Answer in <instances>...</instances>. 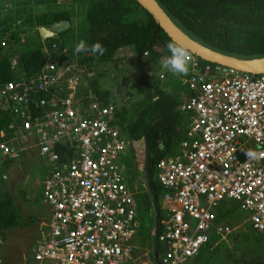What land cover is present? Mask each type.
Returning a JSON list of instances; mask_svg holds the SVG:
<instances>
[{
    "label": "built area",
    "instance_id": "built-area-1",
    "mask_svg": "<svg viewBox=\"0 0 264 264\" xmlns=\"http://www.w3.org/2000/svg\"><path fill=\"white\" fill-rule=\"evenodd\" d=\"M188 53L192 94L181 110L188 114L191 143L157 164L166 204L159 219L163 230L155 234L164 248L160 264L196 256L211 232L225 238L232 227L214 223L215 208L224 200L237 202L252 227L264 232V73L216 67L223 75L217 79L209 65L200 69L197 57ZM66 70L46 62L33 79L0 88L3 103L47 163L42 200L52 208L49 234L23 264H136L130 240L138 213L117 164L126 143L112 124L114 107L93 98L82 105L80 77ZM63 78L68 91L60 95L54 87ZM32 109L45 112L33 117ZM62 142L74 145L76 156L56 164L55 147ZM0 150L18 156L5 142ZM249 150L257 153L255 159L245 156Z\"/></svg>",
    "mask_w": 264,
    "mask_h": 264
},
{
    "label": "trees",
    "instance_id": "trees-1",
    "mask_svg": "<svg viewBox=\"0 0 264 264\" xmlns=\"http://www.w3.org/2000/svg\"><path fill=\"white\" fill-rule=\"evenodd\" d=\"M156 1L182 31L201 44L240 58L264 57V0ZM61 21L70 22V28L60 30L53 37H41L39 27L49 28ZM66 37L68 43L64 42ZM80 40L89 46L99 42L106 51L103 55L91 51L77 54L74 48ZM169 43L173 42L135 0H0V88L11 81L33 79L44 68L47 57L44 49L57 44L48 59L59 68L73 66L72 72L66 75L73 73L80 77L77 97L81 104L86 106L93 98L114 107L112 124L126 143L117 164L123 181L130 179L133 187L130 191L138 213L136 231L145 219L141 208H155L153 233L147 238L155 240V234L163 230L159 219L166 211V204L161 203L157 164L164 158L181 154L184 144L189 147L191 143L188 115L180 109L185 97L192 94L187 82L191 71L181 76L161 68L163 58L170 55ZM65 46L68 49L64 50ZM126 47L133 49L130 57H117V52ZM199 62L200 69L206 64L216 67L201 59ZM58 84L54 87L58 94L68 91L65 82ZM31 94L52 99L51 93L32 90ZM44 112L45 109H32L31 116ZM11 115L9 106L0 97V132L5 133L0 143L13 147L22 144V148H14L18 156L0 157L4 165H14L23 151L31 156L36 150L30 147L26 135L20 136L19 142L15 140ZM75 148L70 143L58 144L56 164L75 157ZM46 173L47 168L43 180ZM3 174L8 173L0 174V236L4 234L1 240L6 229L24 225L18 218L22 185L14 189L17 177H8L11 182H7ZM43 188L42 181V191ZM15 199L17 206L13 203ZM227 201L216 206L214 223L229 225L231 232L225 238L211 232L208 243L199 253L181 264H264V232L254 229L247 219L230 221L236 209L230 208ZM130 241L133 245V238ZM151 250L154 249L141 251V255L145 258ZM161 250L156 247L154 258H158ZM133 260L138 264L134 255ZM157 263L160 264L159 260Z\"/></svg>",
    "mask_w": 264,
    "mask_h": 264
},
{
    "label": "rangeland",
    "instance_id": "rangeland-1",
    "mask_svg": "<svg viewBox=\"0 0 264 264\" xmlns=\"http://www.w3.org/2000/svg\"><path fill=\"white\" fill-rule=\"evenodd\" d=\"M68 41L69 39H67L66 37L64 39V42L68 43ZM132 52L133 49L131 47L122 48L117 52V57H130ZM66 67V73H71L73 68L71 66ZM221 77H223V75L216 74L217 79H220ZM110 95L111 97H113L112 94ZM13 121L16 122L17 119L14 118ZM14 134L15 140L17 142L22 140L19 133ZM23 142L25 144L28 143L27 140H23ZM20 147L21 145L14 146V148L16 149ZM33 148L36 150L32 151L31 156L26 155V153L23 151L22 155L14 160V165H4L3 163H0V174L8 173L6 175L7 178L5 179V181L11 182L10 178L8 180V177H17L14 189H16L17 186L22 185L20 188L23 197L20 196L22 200H18V206L21 210V216L18 218L19 220H22L24 222V225L22 224L23 226L12 227L5 230V236L0 243V264H22L24 259H30L32 257L35 245L39 241H44L48 238V223L49 219L51 220V211L47 205L42 203L41 198L43 174L46 171L47 163L44 162L42 156L39 157L38 155H36L40 154L38 147ZM4 157L6 158L7 155H4ZM124 182L131 190L133 189V187L129 184L131 183L130 179L125 178ZM13 203L17 206L16 199ZM227 204L228 206H230V208L232 207L236 209L230 217V221H241V219H247L249 221V213L241 210L237 202L229 200L227 201ZM141 211H145V219L140 229H137L135 235L131 237V239L133 238V245L135 246V248L132 249L133 255L137 257L138 264H158V258H154V250L156 249V247L162 249L161 243H158L154 238L147 239L148 235H151L153 233V214H156V210L155 208H150V206H145V210L142 207ZM142 213L143 212H141V214ZM144 224L148 226L149 231H147V228ZM3 235H1L0 237L2 238ZM151 248H153L154 250H151L150 254L144 253V258L141 255V251H147ZM160 256L161 252L159 253V257ZM151 257L153 258V260H150Z\"/></svg>",
    "mask_w": 264,
    "mask_h": 264
},
{
    "label": "water",
    "instance_id": "water-1",
    "mask_svg": "<svg viewBox=\"0 0 264 264\" xmlns=\"http://www.w3.org/2000/svg\"><path fill=\"white\" fill-rule=\"evenodd\" d=\"M135 1L152 16L157 26L165 32L174 44L185 48L199 59L239 72L253 75L264 73V57L240 58L211 49L182 31L156 0ZM69 26V22L64 21L54 25L50 29L41 27L39 28V33L42 38H49L54 36L56 31Z\"/></svg>",
    "mask_w": 264,
    "mask_h": 264
},
{
    "label": "clouds",
    "instance_id": "clouds-1",
    "mask_svg": "<svg viewBox=\"0 0 264 264\" xmlns=\"http://www.w3.org/2000/svg\"><path fill=\"white\" fill-rule=\"evenodd\" d=\"M60 2H61V0H59ZM61 22H64V21H61ZM68 22V21H67ZM60 23V22H59ZM56 24H58V23H56ZM56 24H54V25H56ZM69 24H70V22H69ZM53 25V26H54ZM53 26H51V27H53ZM51 27H49V28H47V29H50ZM39 28H41V27H39ZM45 28V27H44ZM68 28H70V26L69 27H65V28H63V29H68ZM60 30H62V29H60ZM60 30H58V31H56L55 32V35H56V33H58ZM54 35V36H55ZM53 37V36H52ZM53 45H55V47H53ZM167 47H168V50H169V52H170V55L169 56H166L165 58H163V60H162V62H161V68L162 69H164V70H166V71H168V72H170L171 74H173V75H181V76H187L188 74H189V72H190V62H191V56H190V54L188 53V50H186L185 48H183V47H180V46H178V45H176V44H174V43H169L168 45H167ZM57 48V44H52L50 47H48V48H45L44 49V52L46 53V62H50V63H52V61H50V59H48L50 56H49V53H50V51L51 50H55ZM64 50H66V49H68V47L67 46H65L64 48H63ZM74 51H75V53H81V52H88V51H91L93 54H100V55H103L104 54V52L106 51V49L103 47V45L102 44H100L99 42H97V43H95V44H93V45H91V46H89L87 43H86V41H84V40H80V41H78L77 43H76V45H75V48H74ZM190 52V51H189ZM193 54V53H192ZM197 57V56H196ZM197 59L199 60V58L197 57ZM14 62V63H13ZM46 62H45V64H46ZM200 63V62H199ZM16 64V62L13 60L12 61V65H15ZM44 64V65H45ZM55 65V64H54ZM206 65H208V64H206ZM214 65H216V64H214ZM56 66V65H55ZM66 66H71V65H66ZM66 66H64V67H62V68H65ZM210 66V65H209ZM57 67V66H56ZM72 68H73V66H71ZM216 67H219L220 69H229V68H225V67H223V66H220V65H216ZM216 67L214 68V67H212L211 66V71H213V72H216L217 73V70H216ZM57 68H59V67H57ZM239 72V71H238ZM65 73H66V71H65ZM244 73V72H243ZM217 74H219V73H217ZM253 75V74H252ZM61 82H64V78L61 80ZM60 85V84H59ZM191 95V94H190ZM189 96V95H188ZM187 96V97H188ZM187 97H185V99H184V101L186 100V98ZM53 98V97H52ZM183 101V102H184ZM183 104V103H182ZM182 104H181V106H182ZM103 105V104H102ZM181 106H180V109H181ZM183 111V110H182ZM184 112V111H183ZM11 113V112H10ZM186 113V112H185ZM188 115V114H187ZM15 117L13 116V115H11V122H12V128L14 129V131H15V133H19L20 134V136H24V135H26L27 137H28V139L31 141V140H33V143H34V139H32V137H30V136H28V134H27V132H23V131H21V129H20V122H19V119H17V121L16 122H14L13 121V119H14ZM188 131H189V120H188ZM5 134V133H4ZM5 137V136H4ZM7 144V143H6ZM7 145H9V144H7ZM19 145H22V144H19ZM10 146V145H9ZM10 147H12L13 149H14V147L13 146H10ZM34 147H37L36 146V144H35V146ZM20 148H22V147H20ZM245 156L247 157V158H249V159H255L256 158V156H257V153L255 152V151H252V150H249V151H247L246 153H245ZM130 189V188H129ZM161 203H163V202H161ZM163 204H165V203H163ZM227 225V224H226ZM155 237H156V235H155ZM156 241H157V237H156ZM158 242V241H157ZM159 248V247H158ZM163 250H164V248H163V246H162V250L160 251L161 252V255H162V253H163ZM159 252V253H160ZM159 253L157 254V257H158V260L160 259V257H159ZM195 257V256H194ZM193 258V257H192ZM191 259V258H190ZM189 260V259H188ZM26 261V260H25ZM24 260H23V263L25 262ZM187 261V260H186ZM185 261V262H186ZM22 263V264H23ZM159 263H160V261H159ZM184 263V262H183Z\"/></svg>",
    "mask_w": 264,
    "mask_h": 264
},
{
    "label": "crops",
    "instance_id": "crops-1",
    "mask_svg": "<svg viewBox=\"0 0 264 264\" xmlns=\"http://www.w3.org/2000/svg\"><path fill=\"white\" fill-rule=\"evenodd\" d=\"M33 139V138H32ZM35 141V140H34ZM30 147L32 148V147H34L35 146V142L33 143V140H31L30 141ZM3 155V153L1 152V154H0V157ZM2 177H3V179H6V176H5V174H3L2 175ZM13 184H14V182H13ZM147 189V187H145V189L144 190H146ZM149 191H148V189H147V193H148ZM150 193V192H149ZM157 241H158V243H160L159 242V240H158V238H157ZM0 242H1V237H0ZM161 246H163V244H161Z\"/></svg>",
    "mask_w": 264,
    "mask_h": 264
}]
</instances>
